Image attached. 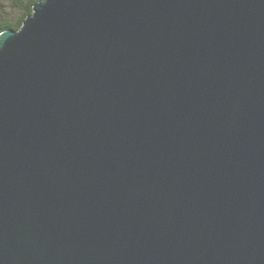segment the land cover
Returning a JSON list of instances; mask_svg holds the SVG:
<instances>
[{
  "label": "water",
  "instance_id": "obj_1",
  "mask_svg": "<svg viewBox=\"0 0 264 264\" xmlns=\"http://www.w3.org/2000/svg\"><path fill=\"white\" fill-rule=\"evenodd\" d=\"M0 264H264V0H42L1 33Z\"/></svg>",
  "mask_w": 264,
  "mask_h": 264
},
{
  "label": "trees",
  "instance_id": "obj_2",
  "mask_svg": "<svg viewBox=\"0 0 264 264\" xmlns=\"http://www.w3.org/2000/svg\"><path fill=\"white\" fill-rule=\"evenodd\" d=\"M40 1L42 0H0V34L7 30H20Z\"/></svg>",
  "mask_w": 264,
  "mask_h": 264
},
{
  "label": "rangeland",
  "instance_id": "obj_3",
  "mask_svg": "<svg viewBox=\"0 0 264 264\" xmlns=\"http://www.w3.org/2000/svg\"><path fill=\"white\" fill-rule=\"evenodd\" d=\"M1 1H3V0H1Z\"/></svg>",
  "mask_w": 264,
  "mask_h": 264
}]
</instances>
